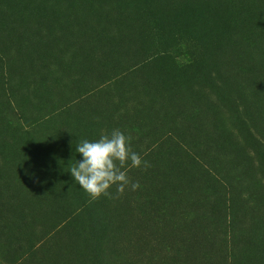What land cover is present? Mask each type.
I'll use <instances>...</instances> for the list:
<instances>
[{
	"label": "rangeland",
	"instance_id": "obj_1",
	"mask_svg": "<svg viewBox=\"0 0 264 264\" xmlns=\"http://www.w3.org/2000/svg\"><path fill=\"white\" fill-rule=\"evenodd\" d=\"M0 264H264V0H0Z\"/></svg>",
	"mask_w": 264,
	"mask_h": 264
},
{
	"label": "clouds",
	"instance_id": "obj_2",
	"mask_svg": "<svg viewBox=\"0 0 264 264\" xmlns=\"http://www.w3.org/2000/svg\"><path fill=\"white\" fill-rule=\"evenodd\" d=\"M130 137L119 129H114L110 135H102L96 141L81 140L76 147V152L83 159L76 161L71 167L70 173L80 188L85 191L91 200H97L101 196L111 197L109 189L116 187L119 195H122L130 181L126 171L122 169L128 165L131 167L146 169L149 164L146 160L134 152L129 144ZM140 187L139 183H131V190Z\"/></svg>",
	"mask_w": 264,
	"mask_h": 264
}]
</instances>
